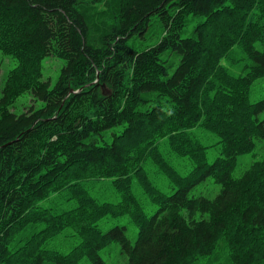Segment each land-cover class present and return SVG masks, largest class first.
<instances>
[{
  "label": "trees",
  "instance_id": "1",
  "mask_svg": "<svg viewBox=\"0 0 264 264\" xmlns=\"http://www.w3.org/2000/svg\"><path fill=\"white\" fill-rule=\"evenodd\" d=\"M191 16L204 20L182 38ZM151 17L163 27L158 41L129 45ZM235 47L247 59L239 75L223 64ZM0 52L17 63L0 96V264H107L98 250L111 242L124 264H264V97L249 101L264 75V0H0ZM169 52L179 56L170 75L161 58ZM46 56L65 61L53 86L41 80ZM25 92L43 105L16 114L10 106ZM196 127L218 137L211 163ZM162 139L191 161L189 173L165 157ZM259 141V158L233 176ZM147 162L170 194L150 180ZM103 179L118 202L89 193ZM133 179L156 206L150 217ZM207 183L219 187L214 197L192 193ZM61 192L72 209L39 205ZM122 216L138 229L133 243L125 226L98 225ZM67 227L79 242L67 253L48 249Z\"/></svg>",
  "mask_w": 264,
  "mask_h": 264
},
{
  "label": "rangeland",
  "instance_id": "2",
  "mask_svg": "<svg viewBox=\"0 0 264 264\" xmlns=\"http://www.w3.org/2000/svg\"><path fill=\"white\" fill-rule=\"evenodd\" d=\"M204 20L203 16H191L187 25L180 30V36L182 38L189 37L194 35V27ZM162 24L157 22L154 18H150V23L147 29L143 32L142 36L135 35L128 39V44L136 47L137 49H142L148 46L154 45L162 34ZM257 47H259L257 45ZM165 60L166 65L168 66V75H170L176 68L179 56L176 53L169 52L161 57ZM247 62L246 56L241 49L235 47L231 57L224 60L223 64L227 66L231 72L235 75L243 74L245 72V64ZM16 61L9 55H5L0 52V96L1 90L4 84L5 76L8 71L16 66ZM65 61L56 56H46L41 62V80L47 81L50 86H53L58 76L60 74L61 68L64 66ZM264 97V75L257 78L251 85L249 92V101L256 102ZM153 103V101H152ZM43 105V102L33 99L30 92H25L19 95L13 104L10 106L11 110L16 114H20L26 108L34 106L39 108ZM260 119L264 120V112L260 114ZM193 135L204 145L208 146L207 149V163H211L220 156V149L218 142V137L213 133L206 131L203 128L196 127L192 129ZM263 146V142H257V149L250 153H245L240 155L237 159V164L235 165L232 175L238 176L240 173L250 164L254 159L259 158L262 149L259 147ZM160 150L169 160V162L179 171L180 174L186 175L190 172L193 167V164L188 158L178 157L172 154L168 148L167 142L165 139H162L159 144ZM144 169L150 180L157 186L159 190L166 194H170L173 191V188L167 178L158 172L154 165L150 162H147L144 165ZM196 188L192 189V193L195 195L202 194L208 197H214L219 190V187L216 184L207 183V184H198ZM89 193L94 196L100 202H110L116 203L120 200L119 194L112 187L111 179H103L98 181H92L87 184ZM132 192L139 198L140 203L150 217L156 206L151 204L148 199L143 195L140 187L133 179L131 184ZM67 192L56 193L50 195L46 199L42 200L39 205L42 207L50 208L52 211H64L70 210L75 206V203L72 199H68ZM99 227L103 232L107 231L113 226H125L127 228L126 235L128 236L131 243L136 239L138 229L131 223L128 216H122L119 218H107L103 219L98 223ZM79 242L78 237L72 232L70 227L65 228L57 236L50 240L47 248L60 251L62 253H67L72 247H74ZM120 246L116 242H111L106 247L98 250V254L104 259L107 264H124L126 261V256L120 253ZM202 263L201 260H198L199 264H213L212 260ZM53 264V263H47ZM79 264H91L87 258H83L79 261Z\"/></svg>",
  "mask_w": 264,
  "mask_h": 264
}]
</instances>
